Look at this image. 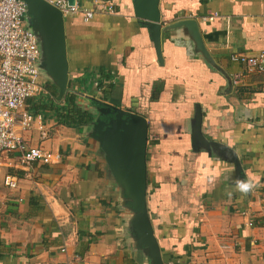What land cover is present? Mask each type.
Wrapping results in <instances>:
<instances>
[{
  "label": "crops",
  "instance_id": "obj_1",
  "mask_svg": "<svg viewBox=\"0 0 264 264\" xmlns=\"http://www.w3.org/2000/svg\"><path fill=\"white\" fill-rule=\"evenodd\" d=\"M103 2L115 11H100ZM79 3L95 15L64 16L66 91L59 95L43 61V90L28 100L42 119L21 131L61 161L25 166L18 152L0 157V264H264V75L231 59L264 49V0H160L159 47L135 0ZM213 12L219 15L201 18ZM27 17L30 25L33 14ZM189 18L198 21L205 52L188 27H167ZM54 85L55 105L74 94L94 120L68 125L38 109ZM112 107L148 123L145 199L154 241L127 172L98 138V120ZM198 109L202 133L235 150L240 170L218 150L194 145ZM8 174L17 187L5 184ZM235 178L255 187L237 192Z\"/></svg>",
  "mask_w": 264,
  "mask_h": 264
},
{
  "label": "built area",
  "instance_id": "obj_2",
  "mask_svg": "<svg viewBox=\"0 0 264 264\" xmlns=\"http://www.w3.org/2000/svg\"><path fill=\"white\" fill-rule=\"evenodd\" d=\"M61 10L64 16L81 13L85 21L95 15L94 9L83 8L79 0H47ZM102 12L113 13L115 7L110 2L101 4ZM28 7L24 0H0V157L6 151H15L20 162L30 166L34 161L45 164L60 162L62 154L40 146L29 145L21 131L32 127L34 121L42 119L28 106V100L38 96L43 88L40 83L41 70L38 65L41 56L37 34L26 18ZM219 14L213 12L202 19H213ZM231 59L242 63L249 72L264 75V49L254 54L235 52ZM233 82L239 85L242 75L236 73ZM4 182L9 187H17L18 181L6 175ZM247 224L255 226L251 211H243Z\"/></svg>",
  "mask_w": 264,
  "mask_h": 264
},
{
  "label": "water",
  "instance_id": "obj_3",
  "mask_svg": "<svg viewBox=\"0 0 264 264\" xmlns=\"http://www.w3.org/2000/svg\"><path fill=\"white\" fill-rule=\"evenodd\" d=\"M28 7V14H33L30 26L34 30L44 33L45 64L56 79L59 86V95L62 96L67 88L68 61L64 36V15L59 8L47 0H24ZM160 0H135V11L152 30V37L156 46L160 45L161 12ZM186 26L193 33L198 47L205 52V46L195 18L182 19L169 24L167 27ZM105 120H98L100 139L103 147L112 158L117 159L127 172V186L135 195L136 205L141 209L143 220L142 228L151 241H154L152 228L146 210V149L148 138V123L146 118L136 113H130L116 107L109 108ZM202 112L197 111L196 121L192 130L195 146L202 145L214 148L222 154L234 159L237 170H240L236 151L228 146L208 140L202 133ZM157 249V246H155Z\"/></svg>",
  "mask_w": 264,
  "mask_h": 264
},
{
  "label": "trees",
  "instance_id": "obj_4",
  "mask_svg": "<svg viewBox=\"0 0 264 264\" xmlns=\"http://www.w3.org/2000/svg\"><path fill=\"white\" fill-rule=\"evenodd\" d=\"M49 93L52 94L50 102L44 103L42 100L38 102V109H49L54 112L56 118L64 124L80 125L94 120L95 114L90 110L76 102L74 94H68V105L59 107L52 102L57 95L58 88L54 86L48 87Z\"/></svg>",
  "mask_w": 264,
  "mask_h": 264
},
{
  "label": "clouds",
  "instance_id": "obj_5",
  "mask_svg": "<svg viewBox=\"0 0 264 264\" xmlns=\"http://www.w3.org/2000/svg\"><path fill=\"white\" fill-rule=\"evenodd\" d=\"M232 183L237 192L244 193V194L248 193L255 187V184L250 178L248 179L235 178L232 181ZM228 195L231 196L232 193L229 192Z\"/></svg>",
  "mask_w": 264,
  "mask_h": 264
},
{
  "label": "rangeland",
  "instance_id": "obj_6",
  "mask_svg": "<svg viewBox=\"0 0 264 264\" xmlns=\"http://www.w3.org/2000/svg\"><path fill=\"white\" fill-rule=\"evenodd\" d=\"M27 19H28V17H27ZM27 25H29L28 20H27ZM34 31L37 34V37H38V40H39V44H40V50H41V56H40V61H39L38 65H39L41 70H44V73H45L44 63H43V61H45V55H44V37H45V35L40 30H34Z\"/></svg>",
  "mask_w": 264,
  "mask_h": 264
}]
</instances>
